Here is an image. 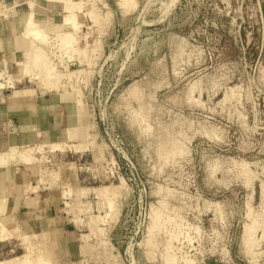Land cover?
Masks as SVG:
<instances>
[{"label":"rangeland","instance_id":"obj_1","mask_svg":"<svg viewBox=\"0 0 264 264\" xmlns=\"http://www.w3.org/2000/svg\"><path fill=\"white\" fill-rule=\"evenodd\" d=\"M29 1L55 70L47 86L32 66L16 88L81 103L86 134L19 163L36 178L25 193L54 189L59 220L28 232L1 218L0 261L264 264V0ZM28 2L0 54L5 94L29 60Z\"/></svg>","mask_w":264,"mask_h":264},{"label":"crops","instance_id":"obj_2","mask_svg":"<svg viewBox=\"0 0 264 264\" xmlns=\"http://www.w3.org/2000/svg\"><path fill=\"white\" fill-rule=\"evenodd\" d=\"M27 2L0 0V54L3 58H10L9 48L16 44L14 30L21 27V17L26 11L22 6ZM52 7L54 10L57 6ZM79 122V109L74 101L64 100L56 93L11 98L0 91V152L13 145L23 147L66 141L67 131L78 126ZM26 167L24 164L0 166V197L8 199L1 218L28 232L38 229L53 231L59 220L57 194L49 187L25 193L26 183H33L36 179Z\"/></svg>","mask_w":264,"mask_h":264},{"label":"bare ground","instance_id":"obj_3","mask_svg":"<svg viewBox=\"0 0 264 264\" xmlns=\"http://www.w3.org/2000/svg\"><path fill=\"white\" fill-rule=\"evenodd\" d=\"M54 1H59V0H54ZM129 2L132 3L131 0H125L124 1V3H129ZM28 3H29L28 5L30 6V8L33 7L32 1H29ZM132 4H134V3H132ZM31 9H32V11H30L28 16L26 17V20L24 23V29L22 30V35L24 38L29 39L30 48L32 47L31 48L32 50L31 49L29 50L30 56H29L28 62H26V61L25 62L24 61H17L16 62V65L21 67L20 68L21 75L18 78H14L12 76H9V79H8L9 87L11 89H13L11 91V93H9V97H11V98L33 97L34 95L37 94V92H36L37 90L34 88H23V89L16 88V83L21 82L24 77H28L31 74L30 71H31L32 66L41 70L44 77L47 78V80H46L47 86H49V84H52V82L49 81V79L51 77H53L55 69L53 68V66H50V64H49L50 62L46 58V52L44 51V49L41 46H38L37 44H35L36 41H41V42L46 41L45 39H46L47 30L45 27H41L40 24L34 20L33 8H31ZM73 22L78 23L79 20H78L77 14L75 12L71 11L69 15L65 16L62 23L64 25H66V27H71L73 25L72 24ZM63 35H64L63 38L59 37L60 40L62 39L61 45H63V46H65L67 44L73 45V42L70 39L71 38L70 33L66 32V33H63ZM71 42H72V44H71ZM73 74H75V72H73L70 75H73ZM54 76H56V74ZM57 80H58V78H57ZM53 84H55V83H53ZM71 88H72V86H71ZM83 108L84 107L80 103L78 109H79V114L81 117L84 114ZM80 121H81V119H80ZM76 128L77 127L71 129L70 136H69L70 140L78 137V135L82 136V135L86 134L85 131L83 132L81 130V127L78 129H76ZM67 143H69V142H67ZM67 143L66 142H65V144H63V142H61V143H59V142L58 143L57 142L50 143V144H48V148L50 147L51 151H57V150H61V149L63 151V149L67 145ZM69 145H71V144H68V146ZM45 146H46L45 144H38V145H34V146H23V147L14 146V145L10 146L7 148V150L0 152V166L1 167L7 166V165L10 166V164H19L20 162L24 163V164L34 163L38 159H40V156H37V154H39V153L41 154V152H43ZM78 148H79V145H78ZM101 190H103L105 192L106 187L102 188ZM7 200H8L7 197H0V241H4L5 239L12 236V233L9 231L7 226H5L1 221V217L5 213ZM25 244L27 245V249L28 248L31 249L32 247H34L33 241L32 242L27 241ZM35 245H36V243H35ZM42 254H37V255L35 254L36 255L35 258H31V257L28 258L29 255L31 256L30 253L28 254V257H27V255H25V259H24L25 264H52L50 259L48 257H45ZM171 256H169V258ZM170 260L172 261V258H170ZM174 261H175V259H174ZM0 264H15V263L13 262V260H7V261H0Z\"/></svg>","mask_w":264,"mask_h":264}]
</instances>
